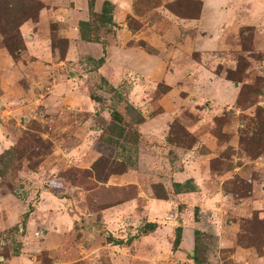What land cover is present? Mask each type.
<instances>
[{"label": "rangeland", "instance_id": "obj_1", "mask_svg": "<svg viewBox=\"0 0 264 264\" xmlns=\"http://www.w3.org/2000/svg\"><path fill=\"white\" fill-rule=\"evenodd\" d=\"M114 1L121 26L97 37L127 50L100 56L122 81L87 56L65 64L97 103L86 152L54 149L75 145L67 117L0 90V156L14 149L0 159V264H264V0ZM41 8L0 0L1 65ZM48 38L62 56L53 24Z\"/></svg>", "mask_w": 264, "mask_h": 264}, {"label": "crops", "instance_id": "obj_2", "mask_svg": "<svg viewBox=\"0 0 264 264\" xmlns=\"http://www.w3.org/2000/svg\"><path fill=\"white\" fill-rule=\"evenodd\" d=\"M38 1L43 8L37 11L34 20H25L17 27V33L22 44L20 52L14 61L6 59L4 66L0 64V90L6 88L4 92L13 95V103H19L21 99L31 101L30 104L34 101L32 107L37 108L38 106V108L43 109L42 115L63 121L66 117L71 120L69 128H73V124L76 129L73 128V131H69L70 140L75 142V145L72 144V146L70 143V147H72L68 150L55 147L54 142H51V145L55 147L54 149L64 152L65 156H78L80 153L86 152V150L82 151L87 149L86 142L89 143V140L96 139L93 134L96 132L90 130L91 119L87 117L90 116L91 111L93 116L97 115L95 111L97 103L90 100L87 84L74 74L75 66L67 69L65 64H76L75 60L79 56H87L92 60H97L102 56V47L97 43H86L79 39L77 23L87 20L86 0H82L84 7L81 13L72 8L73 0H64L65 5L62 8L51 6L45 0ZM108 1L112 4L116 3L114 0ZM101 2L102 0H94V13H99ZM117 10L118 7H114L112 20L118 28L121 25L116 18ZM254 11L261 17L264 6H257ZM51 24L55 25L57 35L67 41L62 56L57 55V52L51 47L48 38ZM252 25L257 26L256 23H252ZM45 32H47V36ZM118 45V35L113 40L106 41L104 46L105 61L108 60L112 52L118 54L127 52ZM76 46L78 50H75ZM0 55L3 57L2 53ZM107 66V63H103L97 69V74L114 87L122 81L120 79L122 75H117L116 80L112 82L109 78L112 75L107 77L103 72ZM136 69L140 68L137 67ZM114 71L121 72L116 67ZM89 74L87 73V75ZM34 77L37 78V81L34 80ZM21 96L22 98H18ZM100 116L104 118L103 121H106V112ZM59 129L60 132L65 130L63 126ZM91 156L92 154L88 155L89 158H92ZM94 158L85 162L81 167H75L79 170H87L91 167Z\"/></svg>", "mask_w": 264, "mask_h": 264}, {"label": "trees", "instance_id": "obj_3", "mask_svg": "<svg viewBox=\"0 0 264 264\" xmlns=\"http://www.w3.org/2000/svg\"><path fill=\"white\" fill-rule=\"evenodd\" d=\"M93 3L94 0H86V8H87V20L86 21H79L77 23V32L79 35V39L82 42H86V43H97L99 45H101L102 47V54L104 55V46H105V42H101L99 40V38L97 37V31L99 29H102L104 27H111V29H116L117 26L113 23L112 20V13H113V4L110 3L108 0H104L101 3L100 6V10L99 13H94L93 12ZM140 48H145L143 44H139ZM90 62H92L96 68H99L102 64H103V57L97 59V60H92L89 59ZM90 100H94L92 97H90ZM95 101V100H94ZM111 119H117V114L115 112H111V114L109 115ZM14 149H9L4 151V155L0 156V159H4V157L7 155L9 158V153L13 152ZM11 158L12 155H11ZM9 161H7V164L9 165V163H11V161L13 159H11ZM9 162V163H8ZM0 164H2V161L0 160ZM7 166V165H5ZM0 176H2L0 174ZM182 186H180L179 184H174V188H181ZM186 188V187H185ZM187 193L191 192L192 189H188L187 188ZM175 193H179L177 191H175ZM32 209L29 206L28 210L26 212H24L22 214V222L24 221L25 218L28 217V215L31 213ZM23 226V224H22ZM154 228V225L151 223H146L144 225V231H142L143 234L147 233V232H151ZM195 234V232H194ZM180 239V228H177L175 230V239L173 242V247H176L178 245ZM114 245H119L121 244V241H116V243H113Z\"/></svg>", "mask_w": 264, "mask_h": 264}]
</instances>
